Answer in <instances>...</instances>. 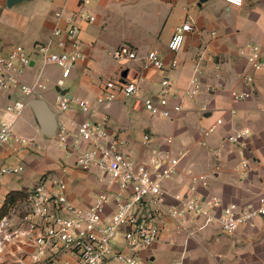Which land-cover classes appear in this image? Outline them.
<instances>
[{
    "label": "crops",
    "instance_id": "1",
    "mask_svg": "<svg viewBox=\"0 0 264 264\" xmlns=\"http://www.w3.org/2000/svg\"><path fill=\"white\" fill-rule=\"evenodd\" d=\"M198 2L86 0L81 7L79 0H18L10 6L6 0H1L0 46L5 51L15 45L25 48L31 63L24 70L22 79L31 83L41 70L35 45L47 42L56 25L65 26L63 20H56L54 13L59 10L64 15L92 12L94 20L81 22L78 35L79 47L87 60L71 67L68 75L71 80L63 88L68 95L88 100L95 98L105 82L121 79L137 80L139 95L152 96L160 88V79L167 77L173 94L170 102L177 103L197 64L202 80L201 91L185 98L183 110L176 116H152L133 98L118 95L108 107L101 106L98 114L91 119L97 120L101 113H105L107 120L104 125L108 132L117 134L124 141V151L136 162L150 165V158L154 156L180 157L176 172L161 184L167 192V204L174 203V193L187 190L190 171L207 176V185L199 186L197 193L204 200L216 196L218 207L230 202L255 201L264 189V70H250L242 50L246 43L258 44L264 60V0H244L239 7L226 4L223 0ZM187 19L192 29L185 34L180 50L173 53L168 50L167 44L174 27ZM122 44L129 45L136 52L137 59L116 61L113 51ZM52 50L59 49L53 46ZM148 50L157 51L164 64L162 70L142 68V58ZM173 59L176 66L170 67ZM46 66L42 67L41 75L46 88L38 89L29 100L43 99L54 113L56 125L68 123L71 127V123L84 116L76 106L65 112L58 110L55 104L58 93L54 87L60 81L61 70L60 74L49 78L45 73ZM124 69L126 75L121 77ZM246 72H250L253 78L251 96L242 101L233 100L230 90L245 88L242 74ZM61 81L63 85L64 79ZM70 88L72 92L68 93ZM26 99L19 88L0 90V118L9 102ZM28 111L34 115L30 105ZM218 118L222 119V123L205 135L204 128L214 124ZM32 127L38 129L34 124ZM242 127L250 129L248 137L233 153L222 151L220 167L215 170L213 152L222 148L227 133ZM16 133L34 139L27 134ZM145 133L151 136L149 142L143 141ZM52 138L55 142V135ZM40 148L44 168L42 165L35 168L34 153L31 152L6 158L9 163L19 160L25 163L24 175L16 181L28 182L31 186L41 169L55 167L56 175L68 185L69 200L79 206L90 204L97 192L117 190L116 184L99 181L97 175L62 160L65 156L58 147L55 152L49 149L47 143ZM5 154L4 151L2 157ZM28 155L32 156V160L26 159ZM242 158L249 163L246 170L240 167ZM9 180L15 179L10 178L3 184V194L9 189L16 190L15 187L6 189ZM113 205L111 197L105 208L106 216L112 212ZM139 215L145 220L157 221L158 218L150 202L143 204ZM200 222V217L188 214L183 219L186 230L178 231L169 221L158 241L142 251L141 255L152 264H264V217L255 219L252 225L238 227L231 234L223 233L217 221L199 229ZM187 231L192 234L187 235ZM116 249L124 250L123 246Z\"/></svg>",
    "mask_w": 264,
    "mask_h": 264
},
{
    "label": "built area",
    "instance_id": "2",
    "mask_svg": "<svg viewBox=\"0 0 264 264\" xmlns=\"http://www.w3.org/2000/svg\"><path fill=\"white\" fill-rule=\"evenodd\" d=\"M1 1V0H0ZM232 6H241L244 0L235 3L234 0H223ZM86 0H79L81 7ZM56 20L64 21V28L56 25L45 43L35 45V52L40 58L41 70L33 82L22 79L24 70L31 60L27 51L20 45H15L5 51L0 46V90L19 88L27 97L26 100L9 102L0 118V204L4 197L3 184L10 178L21 177L25 165L22 160L15 163L6 161L10 156H23L29 152L41 150L33 139L15 132L14 127L22 115L28 100L38 89L46 88L42 82V67L54 64L61 70L62 79L68 77L71 67L78 62L87 60L86 54L80 49L78 35L81 22H91L94 14L81 11L73 15H64L62 11L54 13ZM192 29L190 20H185L174 27L167 44L168 50L176 53L180 50L184 36ZM175 45V47L173 46ZM56 46L59 50H52ZM246 64L250 70H264V60L261 57L260 46L246 43L242 50ZM116 61L137 59L136 52L127 44H122L113 51ZM201 58V57H200ZM176 66V60L170 62V67ZM152 67L162 70V59L156 50H148L142 58V68ZM245 86L242 90L232 89L233 100H246L251 96L253 78L250 72L242 74ZM160 88L151 96H140V87L135 79L126 81L109 80L93 100L83 99L57 92L56 107L65 112L76 106L84 116L81 120L56 125L55 142L72 165L80 170L91 172L98 176L99 181L116 184L117 190L111 189L97 192L90 204L79 206L68 198V185L61 178H40L23 191L27 198L23 202L25 213L19 222V241L24 247L25 260L23 264H148L141 252L158 241L160 233L167 228L169 221L176 230H186L183 219L190 214L200 217L198 228L217 221L223 233L231 234L242 225H252L254 220L264 217V189L255 201L245 203L230 202L220 205L219 199L212 196L204 200L197 193L199 186L207 185V176L190 171V181L184 193H174V203L167 204V192L161 184L165 178L171 177L177 169L180 157H151L150 165L134 161L124 151V141L117 135L109 133L104 123L107 115L101 113L97 120H92L98 114L101 106L108 107L118 95L123 98H133L142 104L152 116L172 118L183 110V100L197 95L202 88L197 64L189 78L180 101L171 103L173 94L167 77L159 81ZM220 86V84L218 85ZM55 88V87H54ZM222 119L204 128L203 133L213 132ZM250 129L242 127L227 133L224 145L213 152V168L220 167L222 151L233 153L241 147L248 137ZM150 134L143 135V141L149 142ZM6 152L5 157L2 153ZM264 166V163H263ZM242 170L249 168V163L242 158ZM63 171L65 169H62ZM113 197V210L106 216L105 208ZM146 202L153 205L157 221L145 220L139 215V210ZM215 208H218L216 211ZM121 234L117 239V234ZM191 235V231L186 232ZM122 247L124 250L116 249Z\"/></svg>",
    "mask_w": 264,
    "mask_h": 264
},
{
    "label": "rangeland",
    "instance_id": "3",
    "mask_svg": "<svg viewBox=\"0 0 264 264\" xmlns=\"http://www.w3.org/2000/svg\"><path fill=\"white\" fill-rule=\"evenodd\" d=\"M45 73L46 76L49 78H54L58 74H60L59 67L55 65H47L45 67ZM64 79V84L60 85V89L66 88V85H69L70 78L66 77ZM72 92V88L68 90V93ZM151 98L155 99V95L153 94ZM29 105H27L22 113L21 118L15 125V131L23 134H27L29 136H32L35 140L34 142L37 145H42L47 143L50 150H53L54 152L57 151V147L55 145V142L52 137H45L40 132V128L38 126V123L36 121V118L34 115H30L28 113L29 111ZM165 118V117H164ZM30 120V122H29ZM32 124L36 125L38 127L37 130H34L32 127ZM39 145V146H40ZM34 153L32 156L36 163L35 168H40L43 166L44 163V157L42 156L41 150L38 152H31ZM31 156V157H32ZM31 157L28 155L26 159L32 160ZM64 161H70L67 157H63ZM34 163V162H33ZM25 165V163H24ZM42 165V166H41ZM44 168V166L42 167ZM22 174L21 176H23ZM40 178H48V179H57L59 178L58 175H56V169L55 167H51L49 169H41L40 174H38V177L36 181ZM15 180H9V182L6 183V189H9L10 187H15L16 190H24L27 186H29L28 182H21L16 181L19 180L20 177L13 178ZM10 190V189H9ZM25 205L22 203L17 204L10 212L3 217L0 220V264H23L25 260V252L24 247L22 246L21 242L18 238V233H20L19 229V222L22 218L23 214L25 213ZM121 234H117V239H120ZM149 264H152L151 261L148 260Z\"/></svg>",
    "mask_w": 264,
    "mask_h": 264
},
{
    "label": "water",
    "instance_id": "4",
    "mask_svg": "<svg viewBox=\"0 0 264 264\" xmlns=\"http://www.w3.org/2000/svg\"><path fill=\"white\" fill-rule=\"evenodd\" d=\"M18 0H6V4L10 6L13 2ZM205 0H199V4ZM126 75V70L121 71V77ZM55 90L60 94L66 93V89L61 90L57 85ZM28 104L32 108L38 126L40 128V132L45 137H53L56 130V120L54 113L48 108L46 102L40 98H32L29 100Z\"/></svg>",
    "mask_w": 264,
    "mask_h": 264
},
{
    "label": "trees",
    "instance_id": "5",
    "mask_svg": "<svg viewBox=\"0 0 264 264\" xmlns=\"http://www.w3.org/2000/svg\"><path fill=\"white\" fill-rule=\"evenodd\" d=\"M27 193L23 190H9L4 194L0 204V220L5 217L17 204L26 200Z\"/></svg>",
    "mask_w": 264,
    "mask_h": 264
},
{
    "label": "snow or ice",
    "instance_id": "6",
    "mask_svg": "<svg viewBox=\"0 0 264 264\" xmlns=\"http://www.w3.org/2000/svg\"><path fill=\"white\" fill-rule=\"evenodd\" d=\"M234 2L235 3H239L240 2V0H234ZM174 47H175V45H173Z\"/></svg>",
    "mask_w": 264,
    "mask_h": 264
}]
</instances>
